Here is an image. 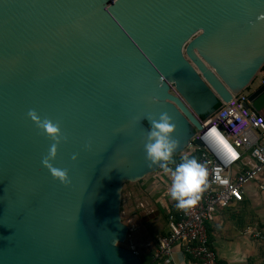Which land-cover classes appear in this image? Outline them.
Masks as SVG:
<instances>
[{"label":"water","instance_id":"obj_1","mask_svg":"<svg viewBox=\"0 0 264 264\" xmlns=\"http://www.w3.org/2000/svg\"><path fill=\"white\" fill-rule=\"evenodd\" d=\"M263 66L264 0H0V264H142L121 202L161 169L151 120L178 154L233 94L264 109Z\"/></svg>","mask_w":264,"mask_h":264},{"label":"built area","instance_id":"obj_2","mask_svg":"<svg viewBox=\"0 0 264 264\" xmlns=\"http://www.w3.org/2000/svg\"><path fill=\"white\" fill-rule=\"evenodd\" d=\"M249 94L245 90L233 94L230 101H224L201 121L202 129H196L188 152L182 155L194 152L196 159L207 167V187L193 206L179 209L175 201L174 209L167 213L169 232L158 238L157 258H165L170 263L174 246L179 244L181 254L198 264H221L209 239L208 224L214 221L220 208L242 201L248 184L264 174V113L247 105L250 104ZM213 127L233 148L234 158L208 135ZM206 135L207 141L204 140ZM178 163L173 159L169 167L174 169ZM166 175L171 176L170 173ZM139 206L146 208L143 202ZM248 229L254 236H261V231Z\"/></svg>","mask_w":264,"mask_h":264},{"label":"crops","instance_id":"obj_3","mask_svg":"<svg viewBox=\"0 0 264 264\" xmlns=\"http://www.w3.org/2000/svg\"><path fill=\"white\" fill-rule=\"evenodd\" d=\"M261 72L260 84H263L264 72L261 70L259 73ZM249 88H252V85L245 90ZM261 112L264 113V109ZM169 179L161 169L139 181L141 186L139 189L142 193L140 202L146 205L142 210L145 213L144 217L147 218L142 224L145 225L147 234H153L155 244L147 238L146 243L139 244L141 253L135 250L141 260H145L148 264H198L181 254L179 244L174 246L173 260L170 263L166 262L165 258L155 256L159 246L158 238L169 232L167 213L174 209L175 201L168 193L171 184ZM262 186H264V174L248 184L241 202H232L227 207L220 208L214 221L208 224L209 239L221 264H264V187ZM136 192H130L128 197ZM126 209L127 212L129 211L128 221L131 222L129 204ZM150 225L153 227L152 230L149 228ZM249 227L261 231V236L256 237L253 233H249Z\"/></svg>","mask_w":264,"mask_h":264},{"label":"clouds","instance_id":"obj_4","mask_svg":"<svg viewBox=\"0 0 264 264\" xmlns=\"http://www.w3.org/2000/svg\"><path fill=\"white\" fill-rule=\"evenodd\" d=\"M156 99L155 97L153 98ZM30 117L53 139L61 141L62 132L58 123L50 119H41L33 110L29 113ZM176 124L173 118L167 113H160L158 118L151 120V127L147 133L144 151L146 158L153 164H158L164 173H170L171 184L168 193L179 209H186L195 205L202 193L207 187L208 170L207 167L198 161L194 156H183L181 162L170 168L169 164L173 162L174 153L178 148V140L174 138V130ZM208 135L212 136L231 156L235 157L236 153L220 131L213 127ZM208 135L204 137L207 141ZM57 154V144H53L50 149L48 158L43 161L44 164L49 163L50 158H54ZM75 159V156L73 157ZM55 177L62 182H68L67 170L52 168ZM119 244V241H117Z\"/></svg>","mask_w":264,"mask_h":264},{"label":"rangeland","instance_id":"obj_5","mask_svg":"<svg viewBox=\"0 0 264 264\" xmlns=\"http://www.w3.org/2000/svg\"><path fill=\"white\" fill-rule=\"evenodd\" d=\"M263 72H264V70H263ZM261 74H262V72L259 73L254 80V83L256 85L260 84ZM252 88H253V86H252ZM252 88H249L245 91L250 93ZM140 187L141 186H140L139 181L138 182H128V181L125 182L123 185L122 202H121L122 221L127 223L129 226L128 236H127L126 240L124 242H122L121 244L126 246V247H129L131 249H136L139 252H140V250H139L140 245L139 244L146 243L147 238H149V240L155 244V242L153 241V234L152 235L147 234L146 229H145V225L142 224L143 221L147 218L144 217L145 213L142 210L143 208L139 207L140 198L142 197V193H140L141 190L139 189ZM133 191H137V192L134 193V195H132V196L130 195V197H128L129 193L133 192ZM128 204L130 206V215L132 216L131 222L128 221L129 211L127 212V209H126ZM149 228H150V230H152V228H153L152 225H150Z\"/></svg>","mask_w":264,"mask_h":264},{"label":"trees","instance_id":"obj_6","mask_svg":"<svg viewBox=\"0 0 264 264\" xmlns=\"http://www.w3.org/2000/svg\"><path fill=\"white\" fill-rule=\"evenodd\" d=\"M262 70H264V66L262 67ZM219 106H220V103L218 104L217 107H219ZM187 152H188V149L186 148L182 152H180L178 154H174L173 159H175L176 162H181V158L183 157L182 154L187 153ZM187 156H190V157L194 156L195 158H197V155L194 152H190ZM239 202H241V201H239ZM150 260H152V257ZM142 264H148V262H146L145 260H142Z\"/></svg>","mask_w":264,"mask_h":264}]
</instances>
